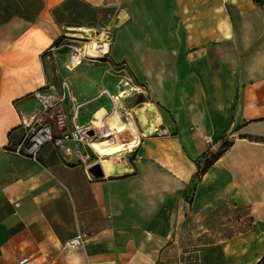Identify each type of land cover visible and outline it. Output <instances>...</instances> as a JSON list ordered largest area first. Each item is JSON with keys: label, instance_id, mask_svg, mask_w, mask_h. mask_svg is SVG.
<instances>
[{"label": "crops", "instance_id": "1", "mask_svg": "<svg viewBox=\"0 0 264 264\" xmlns=\"http://www.w3.org/2000/svg\"><path fill=\"white\" fill-rule=\"evenodd\" d=\"M67 1L0 0V264H258L264 257V24L253 17L264 13V0H78L90 18L77 27L99 30L104 23L103 30L118 31L116 45L121 37L132 53L137 46L173 49L182 62L183 51L192 55L175 73L168 100L176 108L174 122L169 126L160 115L164 94L158 88L134 93L71 86V97L42 118L58 135L74 126L86 130L88 143L80 150L90 159L53 144L33 159L17 150L25 135L23 120L37 117L38 95L62 90L37 74V87L21 94L20 79L34 75L20 72V65L35 63L37 42L49 48L62 31L75 27L56 20ZM236 32L242 33L236 44L249 48L240 59L245 68L234 65L233 82L230 75L223 77L182 111L177 94L172 99L183 74L189 83L199 76L189 73V65L205 61L201 51L210 47L225 50ZM137 33L143 35L142 46ZM128 50L116 51L121 63H161L148 50L134 61ZM115 97H120L121 123L122 112L139 106L133 103L151 105L153 131H140L134 150L123 147L107 157L93 147L104 139L97 136L95 115L111 107L113 112ZM75 105L81 108L72 120ZM227 137L230 147L198 177L205 139L212 140L216 153ZM104 160L111 171L105 164V177L92 178L89 169L103 167ZM118 166L126 173L107 176ZM78 236L81 249L69 252L68 243Z\"/></svg>", "mask_w": 264, "mask_h": 264}, {"label": "rangeland", "instance_id": "2", "mask_svg": "<svg viewBox=\"0 0 264 264\" xmlns=\"http://www.w3.org/2000/svg\"><path fill=\"white\" fill-rule=\"evenodd\" d=\"M232 12V18L234 25L237 26L239 23L238 19H236L233 10L229 9ZM261 10V9H260ZM103 15V14H101ZM104 17V16H102ZM100 19L106 22L108 18L104 17ZM255 24H264V13L261 10L260 16L253 17ZM242 23V21H241ZM69 26V25H68ZM105 27H99L100 29H94L91 26L84 27L87 29H93L92 32L80 31L78 28L82 27H69L66 32L62 31V35L55 38L49 48L43 49L41 44L37 42V47L33 50V55L36 59L35 63H31L28 65H20V72L29 71L32 75H26L25 79H20L19 81V91L21 94H24L32 89L37 87V74L46 80L48 86H50L54 90H61L62 82L64 80L68 81L72 86V89L76 88H84V87H94L100 89L107 88H115L118 90H130V92L140 93L142 90L149 88H158L162 91L164 96L162 97V105H160V115H162L165 122L171 126L174 122L172 110L174 111L175 105L170 106L169 101L171 100V88L175 82V73H177L179 68L187 67L188 63L186 62L188 59H191L192 55H189L186 51H183V55H185V60L182 62V58L179 59V56L174 58L173 49L171 51L166 50L165 48L156 47L154 49H145L136 47L128 50V57L132 60L138 59L140 54L145 55L144 51L148 50L150 55H152V59L158 58V61L161 63L156 64H138L135 62L132 64L121 63L120 60L116 57L117 52H122L125 50V47L122 46V38L119 37L120 43L117 44V40L119 33L118 31L107 29L103 30ZM236 30L239 27L235 28ZM238 32H236L237 34ZM156 35L155 33H153ZM54 33L51 32V36ZM102 35V38H97V36ZM136 40L138 41V45L142 46L139 41L144 40L143 35L141 33L135 34ZM71 37V38H70ZM263 37V36H262ZM77 38V39H75ZM94 38H97L93 40ZM242 38V33L237 34L234 37V40L229 42V44L224 45L225 50H219L217 47H210L205 51H201L205 53V61L200 63H192L189 65V73H198L199 76H196V80L193 83H189L186 80V75L183 74L181 80V90L176 91L173 95L172 101L174 102L175 94H177L181 110L186 112L187 106L193 104V98H197L199 95H202L206 88L215 84L216 81L223 79V77L230 75L231 79L229 82H233L235 75L233 76V72H230L234 65H237L239 69L245 68L246 65L242 63L241 56L246 57L248 54V47L239 46L236 44V41ZM101 39L104 43L108 44V51L110 46V53L108 55H103V57H108L110 62L108 64L107 61L104 62L101 57H91L89 53V48L85 47V43H90L93 41L101 42ZM155 37H152V40H155ZM262 39V38H261ZM111 43V44H110ZM158 45L157 41L155 42ZM238 46V47H237ZM82 47L83 57L82 62L78 65L73 63V56L76 54L77 48ZM127 50L124 51L126 54ZM32 54L31 52H28ZM188 54V55H187ZM168 56V58H167ZM186 56H188L186 58ZM88 57V58H87ZM91 58V59H90ZM96 58V59H95ZM244 59V58H242ZM189 61V60H188ZM242 63V64H241ZM102 65H105L102 67ZM144 66V67H143ZM27 70L23 68H27ZM77 67V68H76ZM156 69V71H154ZM189 84H186V83ZM184 88V89H183ZM169 93V95H168ZM169 100V101H168ZM189 103V104H188ZM135 109L143 108V104H135L133 103L131 106ZM168 105V106H167ZM60 105H57L53 108V111ZM191 106V105H190ZM108 112L112 111V107L110 109L106 108ZM51 110V111H52ZM128 115L126 111L122 112L121 120L122 124L128 123ZM134 122L136 124L137 129L139 130V135L142 134V130H145L144 127L140 125L138 119L134 114ZM126 120V121H125ZM59 123H56L57 126H62ZM53 126V125H52ZM54 127V126H53ZM190 129H193L192 126ZM98 138L103 135L104 138H108L111 134V131L106 128L98 127ZM56 131H59L56 129ZM55 131V132H56ZM140 131H142L140 133ZM61 133L60 131L56 134ZM118 144H126L132 140V136L130 132L124 131L116 135ZM202 139V135L200 136ZM229 137H227V141L220 143L218 149L219 151L223 144L228 142ZM134 150V149H133ZM133 150L128 153H132ZM207 152H212L213 150H206ZM131 158V157H130ZM81 247L74 251L78 252ZM71 249L68 247V251Z\"/></svg>", "mask_w": 264, "mask_h": 264}, {"label": "built area", "instance_id": "3", "mask_svg": "<svg viewBox=\"0 0 264 264\" xmlns=\"http://www.w3.org/2000/svg\"><path fill=\"white\" fill-rule=\"evenodd\" d=\"M61 90V95L50 94L37 96L41 110L38 112L37 117L23 120L25 135L17 149L19 153H22L24 156L36 159L38 153L46 144H53L63 153L73 152L83 161L90 159V155H84L80 150L81 145L88 143L86 130L81 129L78 126H74L73 130L71 131L62 133L61 135H56L52 124L50 122L43 121V114L49 113L57 105H60L66 99L71 97V85L68 81L64 80L62 82ZM80 108L81 105L74 106L72 120L78 119ZM71 141L78 144L76 148L72 149L68 145V143ZM205 144L208 151L213 150L212 140L206 138ZM82 242V236H78L76 239L70 241L67 246L73 250H78L81 247ZM26 261L27 260H23L21 263L24 264Z\"/></svg>", "mask_w": 264, "mask_h": 264}, {"label": "bare ground", "instance_id": "4", "mask_svg": "<svg viewBox=\"0 0 264 264\" xmlns=\"http://www.w3.org/2000/svg\"><path fill=\"white\" fill-rule=\"evenodd\" d=\"M78 30L85 31V32L93 31V29H87L84 27L78 28ZM100 37L102 38V35L97 36V38H100ZM97 38H94L93 40ZM85 47L89 48V53L90 55H92L91 57H103V55L105 56L109 54L108 44L104 43L102 39H101V42L93 41L90 43H85L84 49ZM82 57H83L82 47L77 48L76 54L73 56V63L75 65L80 64L83 60ZM118 98L120 97H115L116 103H115V109L113 110V112L108 113L102 109L98 111L95 115V120H96V124L98 125V127H102V128L104 127L111 131V134L108 138H104L103 140L96 142L93 146L97 150V152L100 153V155L102 156L116 155L117 153L124 151L125 149L126 150L133 149L139 145L140 135H139V130L137 129L136 124L133 119L134 114L136 118L138 119V122L140 123V125L144 127V129L147 132L153 131L151 123L154 118V108L151 105L146 104L143 108L132 109L129 111V113L127 111L128 113L127 119L129 122L122 124L120 121V116H119V108L121 107V104ZM127 130L130 132L133 138L130 142L126 144V146H122L118 144V142H116L117 141L116 135L124 131H127ZM123 147H125V149ZM105 164L109 165L108 171H111V162L106 163L105 160L102 161L103 168Z\"/></svg>", "mask_w": 264, "mask_h": 264}, {"label": "trees", "instance_id": "5", "mask_svg": "<svg viewBox=\"0 0 264 264\" xmlns=\"http://www.w3.org/2000/svg\"><path fill=\"white\" fill-rule=\"evenodd\" d=\"M62 8V13L56 14V20L60 23L78 26V24L84 23V20L90 18V11L82 2L78 0H68ZM229 147L230 143L228 141L224 143L222 148L216 153L207 152L204 154L201 159L203 160L205 158V161L202 163V160H199L201 162H199L200 170L198 172V177L206 174L211 166L214 165V163L227 151ZM258 264H264V257Z\"/></svg>", "mask_w": 264, "mask_h": 264}, {"label": "water", "instance_id": "6", "mask_svg": "<svg viewBox=\"0 0 264 264\" xmlns=\"http://www.w3.org/2000/svg\"><path fill=\"white\" fill-rule=\"evenodd\" d=\"M102 168L103 167H101L100 164H96L93 167H91L89 169V173H90L91 177L94 178V179H102V178H104L105 174H104V171H103ZM124 172L126 173V170H124V168H122L121 166H118L113 171V173H106V174H107V176L111 177V176H115V175H118V174H122Z\"/></svg>", "mask_w": 264, "mask_h": 264}]
</instances>
